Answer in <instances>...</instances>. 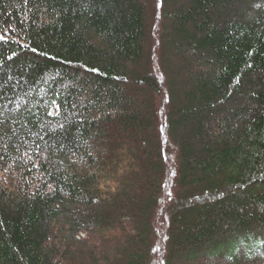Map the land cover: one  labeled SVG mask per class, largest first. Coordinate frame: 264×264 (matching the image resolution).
I'll list each match as a JSON object with an SVG mask.
<instances>
[{
    "label": "trees",
    "instance_id": "16d2710c",
    "mask_svg": "<svg viewBox=\"0 0 264 264\" xmlns=\"http://www.w3.org/2000/svg\"><path fill=\"white\" fill-rule=\"evenodd\" d=\"M0 264H264V0H0Z\"/></svg>",
    "mask_w": 264,
    "mask_h": 264
},
{
    "label": "snow or ice",
    "instance_id": "6c2138e0",
    "mask_svg": "<svg viewBox=\"0 0 264 264\" xmlns=\"http://www.w3.org/2000/svg\"><path fill=\"white\" fill-rule=\"evenodd\" d=\"M93 70H95V69H93Z\"/></svg>",
    "mask_w": 264,
    "mask_h": 264
}]
</instances>
